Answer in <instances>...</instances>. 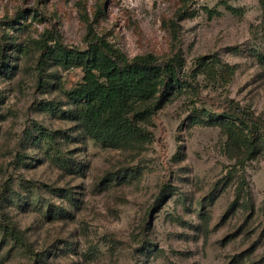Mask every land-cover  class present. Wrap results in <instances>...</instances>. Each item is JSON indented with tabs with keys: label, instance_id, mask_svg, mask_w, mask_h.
<instances>
[{
	"label": "rangeland",
	"instance_id": "1",
	"mask_svg": "<svg viewBox=\"0 0 264 264\" xmlns=\"http://www.w3.org/2000/svg\"><path fill=\"white\" fill-rule=\"evenodd\" d=\"M2 19L11 22L0 72V223L22 231L31 252L0 230V264H264V136L238 173L246 193L229 211L236 158L212 106L245 107L264 120L258 0H0ZM88 27L129 58L180 51L188 75L203 59V100L176 91L140 124L148 143L98 146L66 96L81 69L49 60L37 80L40 35L56 30L80 46ZM165 181L175 191L146 222Z\"/></svg>",
	"mask_w": 264,
	"mask_h": 264
},
{
	"label": "trees",
	"instance_id": "2",
	"mask_svg": "<svg viewBox=\"0 0 264 264\" xmlns=\"http://www.w3.org/2000/svg\"><path fill=\"white\" fill-rule=\"evenodd\" d=\"M258 4L264 24V0H258ZM10 22V19L0 20V72L7 65L8 43L4 26ZM174 28L178 27L174 25ZM36 46L39 50V85H42V74L49 60L63 70L75 66L81 69V83L66 96L78 105L75 121L79 130L101 147L119 149L148 143L150 137L140 124L155 117L161 105L176 91L185 90L198 102L203 100L196 77L209 65L198 59L197 69L188 75L180 51L164 60L151 53L129 58L105 38L96 35L90 27L80 46L65 44L56 30L43 32L36 40ZM212 106L223 120L220 124L226 136L225 152L231 159L236 158L226 178V184L237 179L236 198L229 206L230 211L238 207L240 196L246 193L244 174L238 173L259 151L257 141L259 134L264 136V120L245 107L216 103ZM216 122L203 123L211 126ZM174 191L168 181L162 183L145 213L146 222ZM0 230L15 245L31 252L22 231L10 223H0Z\"/></svg>",
	"mask_w": 264,
	"mask_h": 264
}]
</instances>
